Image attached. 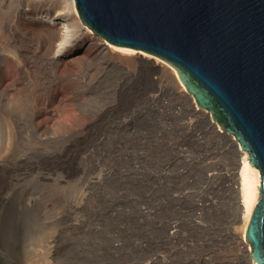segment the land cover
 Wrapping results in <instances>:
<instances>
[{"label":"rangeland","instance_id":"374dc122","mask_svg":"<svg viewBox=\"0 0 264 264\" xmlns=\"http://www.w3.org/2000/svg\"><path fill=\"white\" fill-rule=\"evenodd\" d=\"M23 1L43 2L0 0V264H161L163 241L168 264H251L236 152L189 92L82 34L41 65L49 34Z\"/></svg>","mask_w":264,"mask_h":264},{"label":"water","instance_id":"95a60500","mask_svg":"<svg viewBox=\"0 0 264 264\" xmlns=\"http://www.w3.org/2000/svg\"><path fill=\"white\" fill-rule=\"evenodd\" d=\"M105 42L171 66L196 106L232 134L258 174L244 229L264 264V0H73Z\"/></svg>","mask_w":264,"mask_h":264},{"label":"bare ground","instance_id":"6f19581e","mask_svg":"<svg viewBox=\"0 0 264 264\" xmlns=\"http://www.w3.org/2000/svg\"><path fill=\"white\" fill-rule=\"evenodd\" d=\"M59 2L60 1L58 0H47V1L43 0V2L35 4L34 2L27 3L26 1L24 3L23 1L21 6L19 7V11H22V14H25V13L34 14L35 13L34 14L35 16H29L31 20L34 19L32 21H35L36 19H40L42 20L41 22H43V24L46 25V30L49 34L48 38L50 40L49 47H47V49L45 50V52H43V54L38 55V58H39L38 60L41 63V65L42 64L46 65L49 63L50 67L52 66V62L55 59H57L58 54H61L62 52H64L65 46L67 45L68 41L77 36H80L81 34L85 36L84 38H85L86 43L91 46L96 47L97 45H102L104 41L99 35L93 33L92 31L82 26L81 20L75 12L73 0H62V3L61 2L59 3ZM59 4H61L60 10L58 9L59 11H56V8L58 7ZM54 9L55 11H53L54 13L51 15L49 11H52ZM43 11H45V13H43ZM16 35H19V33ZM57 35H59V38L56 40ZM105 44L104 45L107 47L108 52H110L111 56H112V52H117V53L125 52V53H130V54L136 53V51L134 50L117 48L107 42H105ZM17 47L19 50V55H17L18 57L21 55L25 59L29 60V63L34 62V60L36 59L35 55L30 54L29 53L30 51L29 52L26 51L27 48H25L22 45L18 44ZM134 55L135 56H131V58L136 61H139V63L140 61L142 62L144 60L145 65L146 64L150 65L149 63H153L154 65L153 64L152 65L155 66L153 67L155 69L160 68L161 70L162 69L168 70L173 77L170 80L175 82L176 84L175 88L177 89V91L184 95L187 93L186 92L187 90L184 84L179 83L178 77L175 74L171 66H162V60H154V56H152L151 54H143V53L137 52ZM19 67L22 70L23 66L19 64ZM163 73H165L166 75L165 71ZM3 93H4V90L0 88V106L5 104V101L2 96ZM41 103L42 104H40V108L38 107L39 105L38 106L36 105V107H38V110H37L38 113H41L40 110H42L41 109L42 106L47 107V99L44 98V100ZM193 105H194L193 107L196 108L195 104ZM199 112H203L205 114L206 129L210 130L212 133L220 137H226L229 141L230 146H232L234 151L236 152V156H237L236 174H237V184H238L237 187L239 191V205H240L239 220L242 221L243 226H244L243 232L239 238L240 239L239 243L243 241L242 243L244 245V249L249 254L250 248H249V245L245 242L246 240L244 238V229L247 224L252 207L258 199V174L253 169V167L250 165L246 153L240 147L239 142L234 138V136L232 134L222 132L221 126L212 118L209 112L206 113L205 111H202V110H199ZM38 113L36 114L38 115ZM37 115H32L31 117L32 121L35 124H36ZM47 127L48 126L46 123L42 124L39 132L41 134L47 135L48 133ZM15 223H16L15 220L12 218H9L7 220V224H6L8 228L7 235L9 237L15 236L17 233V230H15V227H14ZM172 224L173 225H170L171 228H168V226L166 227L164 238L170 237L172 239H176L177 230H178L177 225L175 223H172ZM161 247H162L161 252H160L161 264H168L169 247L167 246V242L163 241ZM250 261H251V264H254L251 258H250Z\"/></svg>","mask_w":264,"mask_h":264},{"label":"built area","instance_id":"2783aa9c","mask_svg":"<svg viewBox=\"0 0 264 264\" xmlns=\"http://www.w3.org/2000/svg\"><path fill=\"white\" fill-rule=\"evenodd\" d=\"M153 56V55H152Z\"/></svg>","mask_w":264,"mask_h":264}]
</instances>
